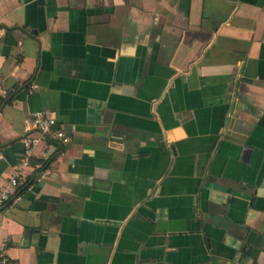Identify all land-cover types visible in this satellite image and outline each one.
<instances>
[{
	"label": "crops",
	"instance_id": "1",
	"mask_svg": "<svg viewBox=\"0 0 264 264\" xmlns=\"http://www.w3.org/2000/svg\"><path fill=\"white\" fill-rule=\"evenodd\" d=\"M0 27V187L56 120L0 211L16 264H264V0H0Z\"/></svg>",
	"mask_w": 264,
	"mask_h": 264
},
{
	"label": "built area",
	"instance_id": "2",
	"mask_svg": "<svg viewBox=\"0 0 264 264\" xmlns=\"http://www.w3.org/2000/svg\"><path fill=\"white\" fill-rule=\"evenodd\" d=\"M4 34V30L0 27V39ZM34 89L35 87L32 86ZM8 97V91L0 86V104L1 100ZM56 124V120L52 115L45 112H34L31 114V122L25 128V135L21 138V143L24 147V153L20 162V165L15 169L14 174L9 178L6 186L0 187V211L13 197L14 192L20 187V176L22 170L27 168L31 164V158L33 156L34 147L39 141L31 134L32 131L40 133L42 135L51 134ZM55 137L61 141H65L66 137L63 131H57L54 133ZM8 245L3 242L0 244V264H16L7 253Z\"/></svg>",
	"mask_w": 264,
	"mask_h": 264
}]
</instances>
